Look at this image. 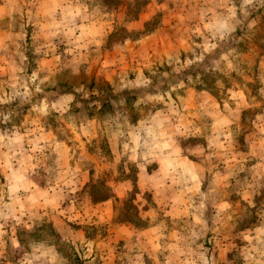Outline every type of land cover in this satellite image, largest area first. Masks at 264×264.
I'll return each instance as SVG.
<instances>
[{
	"label": "rangeland",
	"instance_id": "374dc122",
	"mask_svg": "<svg viewBox=\"0 0 264 264\" xmlns=\"http://www.w3.org/2000/svg\"><path fill=\"white\" fill-rule=\"evenodd\" d=\"M264 264V0H0V264Z\"/></svg>",
	"mask_w": 264,
	"mask_h": 264
},
{
	"label": "crops",
	"instance_id": "0c3cea01",
	"mask_svg": "<svg viewBox=\"0 0 264 264\" xmlns=\"http://www.w3.org/2000/svg\"><path fill=\"white\" fill-rule=\"evenodd\" d=\"M215 264H222V263H215ZM225 264H234V263H225ZM248 264H250V263H248Z\"/></svg>",
	"mask_w": 264,
	"mask_h": 264
}]
</instances>
